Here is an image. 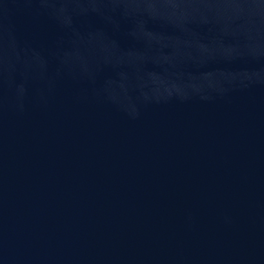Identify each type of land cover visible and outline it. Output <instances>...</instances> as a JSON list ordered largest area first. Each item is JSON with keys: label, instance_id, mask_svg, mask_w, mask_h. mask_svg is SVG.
<instances>
[{"label": "water", "instance_id": "95a60500", "mask_svg": "<svg viewBox=\"0 0 264 264\" xmlns=\"http://www.w3.org/2000/svg\"><path fill=\"white\" fill-rule=\"evenodd\" d=\"M0 264H264V0H0Z\"/></svg>", "mask_w": 264, "mask_h": 264}]
</instances>
